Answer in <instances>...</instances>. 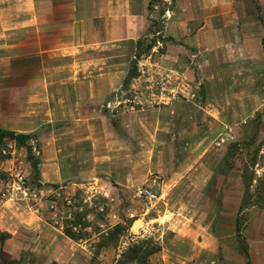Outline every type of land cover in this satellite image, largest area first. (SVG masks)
Returning <instances> with one entry per match:
<instances>
[{"label":"crops","instance_id":"0c3cea01","mask_svg":"<svg viewBox=\"0 0 264 264\" xmlns=\"http://www.w3.org/2000/svg\"><path fill=\"white\" fill-rule=\"evenodd\" d=\"M149 1L0 0V43L13 42L19 49L29 41L31 58L37 61L30 70L15 72V78L0 80V129L31 136L25 145L31 147L36 167L25 145L9 137L0 142L12 146V154L1 167L21 171L32 179V185L52 187L74 200L81 196L84 202L95 196L114 199L158 173L167 180L164 186L173 189L175 201L197 204L209 225L218 220L219 233L211 232L214 248L225 250L221 221H227L235 236L244 190L242 171L226 165L224 144L234 135L226 116L237 101L230 94L234 88L228 78L233 68L221 73L211 67L203 81L209 91V86L217 85L216 76L227 75L222 85L225 102L207 98L203 103L166 91L164 102L154 106H119L120 101L107 100L123 78L117 60L152 24ZM243 22L224 25L221 41L241 40L236 28ZM181 27L170 19L162 31L171 41H182L184 50L192 47L206 53L211 63L218 56L246 60L245 54L234 56L230 47L228 51L216 49L214 25L188 21ZM204 35L209 40L202 41ZM104 103L117 107V113L109 114ZM9 182L6 176L1 192ZM47 200L46 195L36 210L18 205L30 211L28 225L3 226L4 231L18 235L13 237L16 247L12 250L29 249L34 264H84L86 245L64 235ZM9 202L0 193V215H9L5 207ZM26 234L30 240L21 238Z\"/></svg>","mask_w":264,"mask_h":264},{"label":"rangeland","instance_id":"374dc122","mask_svg":"<svg viewBox=\"0 0 264 264\" xmlns=\"http://www.w3.org/2000/svg\"><path fill=\"white\" fill-rule=\"evenodd\" d=\"M150 14L152 24L139 39L141 45L137 47L135 43L117 60L116 65L122 70L123 78L120 87L109 93L107 100L120 101L119 106H154L164 102L163 93L166 91L176 97L203 103L207 98L215 103L225 102L227 96L222 92V85L227 75L216 76L217 85L209 86V91L203 81L209 76L211 67L221 73L224 69L233 68L228 78L231 88H234L230 94L237 101L232 103L226 115L232 122L230 130L234 133L224 141L230 149L226 165L242 171L243 182L250 184L246 205L239 217L251 264H264V205L262 208L256 205L262 195L264 202V0H156L150 7ZM170 19L176 20L179 27L188 21L198 26L203 23L214 25L219 37L216 36V49L228 51L230 47L234 56L245 54L247 62L238 57L218 56L211 63L206 53H198L192 47L184 50L182 41H171L163 34V26ZM237 20L244 21L236 28L241 40L233 34L236 38L233 44L223 43V26ZM206 40L209 37L204 35L202 41ZM149 44L151 48H147ZM22 45L18 49L13 42L0 43V55H6L0 57L1 81L2 78L13 79L15 72L30 70L32 64L37 63L30 55L31 43L24 41ZM244 67L251 70L246 72ZM178 80L180 85L172 91L174 82ZM182 82L185 83L183 87ZM103 109L109 114L117 113V107L112 105L104 103ZM5 146V143H0V149ZM155 175L163 195L151 203L134 198L131 187L108 201L95 196L84 202L81 196H77L74 200L76 209L59 206L53 219L62 230L64 226L70 228L78 236L76 241L86 245L84 264H245L237 239L230 234L226 220L221 221L225 250H216L211 232L219 233L218 220L209 225L208 217L198 211L197 204L175 201L174 191L164 186L167 180L163 176L154 173L148 179ZM6 176L0 167V189ZM232 200L230 198V205ZM98 206L103 209L98 210ZM5 207L10 209V213L8 216L0 215V232H6L2 228L7 223L29 224L31 213L26 208L12 202ZM76 212L81 214L79 221L74 216ZM142 222L154 227L153 237L144 239L132 233L131 226L135 230ZM8 234L9 237L0 243V264H34L33 253L29 249L12 250L16 247L13 237L18 235L15 232ZM21 238L27 241L31 236L26 234ZM133 249L137 253L135 259H131ZM56 253L61 255L58 251Z\"/></svg>","mask_w":264,"mask_h":264},{"label":"built area","instance_id":"2783aa9c","mask_svg":"<svg viewBox=\"0 0 264 264\" xmlns=\"http://www.w3.org/2000/svg\"><path fill=\"white\" fill-rule=\"evenodd\" d=\"M12 146L6 145L0 149V167L3 162L8 159V156L12 154ZM6 175L10 179L9 184L1 192L2 196L11 200L17 205L22 207L31 208L36 210L35 205L40 202L46 195L48 197L47 207L49 210L56 212L59 210L61 205L63 208H75L74 198L72 196H66L59 192H54L49 187L43 189L36 185H32L30 180L21 171L15 169H4ZM46 192L47 194H45ZM132 196L139 201L151 203L160 198V188L158 182V176H153L149 178L145 183L135 186L132 188ZM60 202V205L59 203ZM98 210H102V206L97 207ZM71 215V214H70ZM70 215L68 217H70ZM133 229L131 226V231L135 236L140 238H150L155 234V229L153 226H149L147 223L142 222L138 227Z\"/></svg>","mask_w":264,"mask_h":264},{"label":"trees","instance_id":"16d2710c","mask_svg":"<svg viewBox=\"0 0 264 264\" xmlns=\"http://www.w3.org/2000/svg\"><path fill=\"white\" fill-rule=\"evenodd\" d=\"M156 0H150L148 2V9L150 10V7L152 6V4L155 2ZM137 47H139L141 45L140 41L138 40L137 42ZM151 44H149L147 46V48H151ZM5 137H9L12 138L16 141L17 144L20 145H25V141L27 139H29L31 136L30 135H26V134H19V133H15L13 131H9V130H4V129H0V142L2 141L3 138ZM231 146V145H230ZM27 153H28V159L32 161V164L34 165V167H36L37 164V159L34 158V156L31 154V147L29 145H25ZM230 154V149H227V153H226V161L227 158ZM232 166V165H231ZM243 173V172H242ZM242 177L244 178V175L242 174ZM252 180V178H251ZM249 186L250 184H245L244 183V190H243V196H242V200L239 206V209L237 211L236 217H235V237L237 239L238 242V250L239 252L243 255V257L245 258V264H251L249 257H248V252H247V244L243 238V234H242V227H241V220L239 215L242 213L243 208L246 205V197L248 196V191H249ZM260 202L256 203L257 206H259L260 208L263 207V195L262 197L260 196V198L258 199ZM75 218L79 221L81 214H79L78 212H76L74 214ZM78 223V222H77ZM63 233L64 235H66L68 238L76 241L78 239V236L74 235V232L71 231L70 228L68 227H63ZM9 237V234L7 232H0V243H3L4 240H6ZM134 252V256H131V259H135L136 257V252L133 249L132 250Z\"/></svg>","mask_w":264,"mask_h":264}]
</instances>
